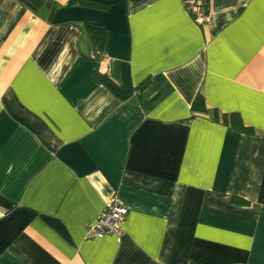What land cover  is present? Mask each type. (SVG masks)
I'll use <instances>...</instances> for the list:
<instances>
[{"label":"crops","instance_id":"crops-1","mask_svg":"<svg viewBox=\"0 0 264 264\" xmlns=\"http://www.w3.org/2000/svg\"><path fill=\"white\" fill-rule=\"evenodd\" d=\"M69 1L0 0V264H264V0Z\"/></svg>","mask_w":264,"mask_h":264},{"label":"built area","instance_id":"built-area-1","mask_svg":"<svg viewBox=\"0 0 264 264\" xmlns=\"http://www.w3.org/2000/svg\"><path fill=\"white\" fill-rule=\"evenodd\" d=\"M188 10L193 20L198 24H210L212 15L205 0H192L188 3ZM127 214V206L117 195L99 212L95 221L87 226V237L102 238L114 235L119 238L123 232V224Z\"/></svg>","mask_w":264,"mask_h":264},{"label":"trees","instance_id":"trees-1","mask_svg":"<svg viewBox=\"0 0 264 264\" xmlns=\"http://www.w3.org/2000/svg\"><path fill=\"white\" fill-rule=\"evenodd\" d=\"M69 2L70 3L78 2L80 4L93 6V7H105V4L99 3L94 0H70ZM85 27L90 35L93 44L96 46L98 50H102L106 38V30L101 25L94 23H85ZM192 110L194 112H201V113H206L208 111L205 101L200 93L197 94V96L195 97L192 103ZM212 114L214 119H221L224 123L229 124L230 126L236 128L239 131L247 132V133L253 132V128L251 126L244 124L240 119V117L235 113H220L218 109L214 108ZM232 201L238 204L246 203L245 200L238 197H233Z\"/></svg>","mask_w":264,"mask_h":264}]
</instances>
